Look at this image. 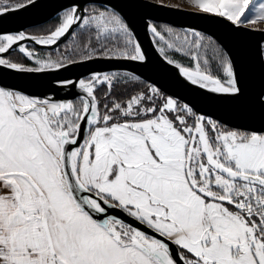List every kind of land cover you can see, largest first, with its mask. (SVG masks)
Returning <instances> with one entry per match:
<instances>
[{"label": "snow or ice", "instance_id": "obj_1", "mask_svg": "<svg viewBox=\"0 0 264 264\" xmlns=\"http://www.w3.org/2000/svg\"><path fill=\"white\" fill-rule=\"evenodd\" d=\"M0 264H264V0H0Z\"/></svg>", "mask_w": 264, "mask_h": 264}, {"label": "water", "instance_id": "obj_2", "mask_svg": "<svg viewBox=\"0 0 264 264\" xmlns=\"http://www.w3.org/2000/svg\"><path fill=\"white\" fill-rule=\"evenodd\" d=\"M42 15H44V16H46L47 15V11H45L44 13H42ZM173 19H175L178 23L179 22H183V21H187V22H193L192 21V18H190V17H187V16H176V17H172ZM141 40L142 41H144L145 40V38L143 37V35H141ZM62 42H64V41H62ZM61 42V43H62ZM44 47V46H43ZM54 47H56V46H52L51 48H49V47H46L47 49H52V48H54ZM169 86H172L171 85V82H169Z\"/></svg>", "mask_w": 264, "mask_h": 264}, {"label": "flooded vegetation", "instance_id": "obj_3", "mask_svg": "<svg viewBox=\"0 0 264 264\" xmlns=\"http://www.w3.org/2000/svg\"><path fill=\"white\" fill-rule=\"evenodd\" d=\"M63 43H64V42L60 43L59 48L62 46ZM36 47H37V48H42V50L45 51V52H49V51H50V52H52L53 54L55 53V51H57V47H54V48H52V49H47L46 47L39 46V45H37Z\"/></svg>", "mask_w": 264, "mask_h": 264}, {"label": "rangeland", "instance_id": "obj_4", "mask_svg": "<svg viewBox=\"0 0 264 264\" xmlns=\"http://www.w3.org/2000/svg\"><path fill=\"white\" fill-rule=\"evenodd\" d=\"M173 2H176V0H173ZM51 23H54V21L53 22H51ZM65 43V42H64ZM64 43L62 44V46L59 48V50H63V47H64ZM56 52V51H55Z\"/></svg>", "mask_w": 264, "mask_h": 264}, {"label": "trees", "instance_id": "obj_5", "mask_svg": "<svg viewBox=\"0 0 264 264\" xmlns=\"http://www.w3.org/2000/svg\"><path fill=\"white\" fill-rule=\"evenodd\" d=\"M51 22H53V21H51Z\"/></svg>", "mask_w": 264, "mask_h": 264}]
</instances>
